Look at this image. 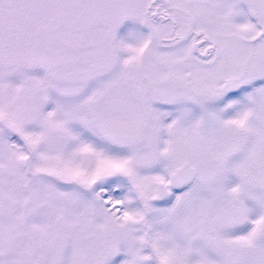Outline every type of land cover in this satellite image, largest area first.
<instances>
[{
	"label": "snow or ice",
	"instance_id": "6c2138e0",
	"mask_svg": "<svg viewBox=\"0 0 264 264\" xmlns=\"http://www.w3.org/2000/svg\"><path fill=\"white\" fill-rule=\"evenodd\" d=\"M0 264H264V0H0Z\"/></svg>",
	"mask_w": 264,
	"mask_h": 264
}]
</instances>
